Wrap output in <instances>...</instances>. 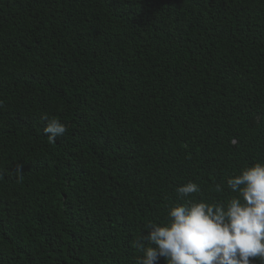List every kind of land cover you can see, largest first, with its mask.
Masks as SVG:
<instances>
[{"label": "trees", "instance_id": "1", "mask_svg": "<svg viewBox=\"0 0 264 264\" xmlns=\"http://www.w3.org/2000/svg\"><path fill=\"white\" fill-rule=\"evenodd\" d=\"M0 99V264H136L264 163V0H0Z\"/></svg>", "mask_w": 264, "mask_h": 264}, {"label": "clouds", "instance_id": "2", "mask_svg": "<svg viewBox=\"0 0 264 264\" xmlns=\"http://www.w3.org/2000/svg\"><path fill=\"white\" fill-rule=\"evenodd\" d=\"M4 107L0 99V109ZM43 119L51 143L68 130L60 119ZM16 171L22 179V166ZM227 187L228 198L211 202L196 182L178 187L183 202L169 207L165 222H149L148 234L135 241L141 253L136 264H159L162 257L166 264H254L255 259L264 264V163L229 176ZM215 191L222 192V186L217 184Z\"/></svg>", "mask_w": 264, "mask_h": 264}]
</instances>
